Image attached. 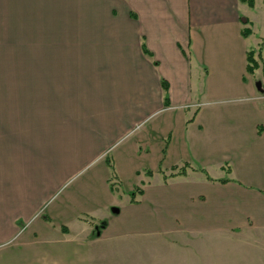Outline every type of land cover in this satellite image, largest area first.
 Instances as JSON below:
<instances>
[{
  "label": "crops",
  "instance_id": "obj_1",
  "mask_svg": "<svg viewBox=\"0 0 264 264\" xmlns=\"http://www.w3.org/2000/svg\"><path fill=\"white\" fill-rule=\"evenodd\" d=\"M251 1L0 0V264H171L194 247L104 241L113 206L155 215L154 179L199 184L187 201L214 217L259 210L254 166L212 176L173 162L188 148L237 155L245 140L264 153V0ZM136 177L143 193L118 206V182Z\"/></svg>",
  "mask_w": 264,
  "mask_h": 264
},
{
  "label": "rangeland",
  "instance_id": "obj_2",
  "mask_svg": "<svg viewBox=\"0 0 264 264\" xmlns=\"http://www.w3.org/2000/svg\"><path fill=\"white\" fill-rule=\"evenodd\" d=\"M233 98L236 97L225 96L221 104L225 106L236 103L237 100ZM178 139L180 142H184V136ZM252 144L253 141L245 140V145L241 147V151L237 155L224 152L222 155L213 157L207 156V154H195L189 148L179 149L180 160L173 162H179V165H194L212 176H217V166L221 163H228L229 166L238 168L254 166L257 174L264 178V153H259L260 150L255 149L256 147L253 148ZM236 173H239L238 169H236ZM171 182L168 187H157L154 179L148 188V197L161 198L159 205L155 206V215L147 218L128 210L119 215L111 212L112 221L104 239L107 242L105 244L116 246L154 242L174 244L173 242H175L177 244L190 243V247H194L188 252L176 253L175 261H172L171 264H264V204L259 206V210L250 214L249 219L227 217L229 215L214 217L207 213H201L197 204L190 200L187 201L188 196L193 194L189 192L188 188L200 191L202 188L199 184H195L194 181H187V184H184L181 178ZM116 183L114 182V184ZM141 185H143L141 177L125 179L121 185L118 182L116 192L119 203L117 205L123 206L130 198L131 188ZM202 186L207 194L222 196L219 193H214L210 186ZM135 196H139L138 192ZM169 211L170 213H168ZM101 218L97 220L98 225L95 226L97 228L94 227L93 235L95 236H99L106 225L107 218ZM100 223L104 226H99ZM234 224H238L244 229L227 230ZM26 228L28 227L26 226ZM185 228H192L190 230L192 232L186 233ZM190 233L192 234L190 235ZM26 237L30 239L31 234L29 229L25 230L24 228L10 242L9 247L19 245Z\"/></svg>",
  "mask_w": 264,
  "mask_h": 264
},
{
  "label": "trees",
  "instance_id": "obj_3",
  "mask_svg": "<svg viewBox=\"0 0 264 264\" xmlns=\"http://www.w3.org/2000/svg\"><path fill=\"white\" fill-rule=\"evenodd\" d=\"M247 1H248V3L250 5L253 4V2L251 0H247ZM249 32H250L249 29L243 30V35H248ZM260 50H261V46L259 47V51H258L259 52V56H260ZM145 52L148 53L146 50H145ZM246 59H247L246 71L248 73H252L258 67V62H257V60L254 57V50L250 49V50L247 51V53H246ZM162 84H163V89L165 91V97H164L165 104H168L169 101H168V98H167V95H166V93H167V87L168 86H167V83L164 82V81L162 82ZM106 160H107L108 165L111 168V177L112 178H115L116 175L114 173L113 166L110 164L109 157H107ZM183 172L184 171H181V173H183ZM147 173L150 174V171H147ZM221 181H226V180L225 179H222ZM136 192H138L139 194H142L143 193L140 187L135 186L133 188V190L130 192V200L131 201H134V196H135ZM99 226H102V224H100ZM95 229H96V227H95ZM96 232H97V230H96Z\"/></svg>",
  "mask_w": 264,
  "mask_h": 264
},
{
  "label": "water",
  "instance_id": "obj_4",
  "mask_svg": "<svg viewBox=\"0 0 264 264\" xmlns=\"http://www.w3.org/2000/svg\"><path fill=\"white\" fill-rule=\"evenodd\" d=\"M259 86H260V83L258 82V83H257V87H259ZM111 211L114 212V213H118V212H119V209H118L117 207H112V208H111ZM102 226H104V225L102 224ZM96 228H97V227H96Z\"/></svg>",
  "mask_w": 264,
  "mask_h": 264
}]
</instances>
